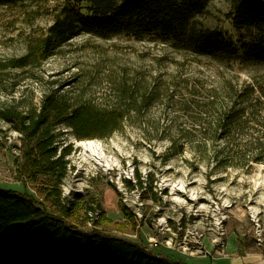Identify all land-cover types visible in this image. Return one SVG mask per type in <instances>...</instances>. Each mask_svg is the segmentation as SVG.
<instances>
[{
	"label": "rangeland",
	"instance_id": "rangeland-1",
	"mask_svg": "<svg viewBox=\"0 0 264 264\" xmlns=\"http://www.w3.org/2000/svg\"><path fill=\"white\" fill-rule=\"evenodd\" d=\"M61 2L41 0L0 6V60L24 55L28 44L51 25ZM230 9L228 0H211L206 12L197 19L205 26L219 29L241 54L250 50L255 38L252 31L237 30L232 25L227 17ZM178 51L170 44L138 40L130 35L101 38L81 33L62 45L40 68L0 74V106L17 102L23 111L31 105L38 108L42 95L50 91L73 103L116 102L120 93L115 87L120 82L152 85L161 79L171 87L177 84L181 99L189 96L186 81L200 88H195L198 91L220 85L224 64ZM230 69L240 81L257 83L264 102V64L237 61ZM259 115L261 119L264 112ZM174 117L177 126L161 132ZM260 121L250 120L248 132L264 131ZM189 126L186 112L172 104L166 93L144 109L141 116L131 112L121 128L105 138L78 139L70 127L55 126L53 131L59 134L60 141L58 153L69 148L66 173L59 183L61 199L73 203L72 215L65 218L66 222L83 231L97 230L143 246L147 245L145 233L153 234L158 227L165 226L168 231L158 234L162 243L151 251L174 263L205 260L223 264L225 258L221 257L232 253L229 248L225 250L228 233L236 234V253L256 252L264 257V164H253L248 171L217 169L209 180L210 166L186 142L181 153L170 154L163 161L169 150V137L176 136L178 128L184 131ZM77 140L98 143L103 163L107 160L109 164L99 167L85 159ZM27 148L20 133L11 124L0 121V187L27 193L55 213L43 196L44 185L51 180L42 174L29 176ZM138 174L143 188L139 186ZM119 202L131 211L138 207L144 219H126ZM92 205L100 206L98 210L104 214L87 222L86 211ZM220 226L224 228L223 234L219 233ZM199 235L204 254L178 246L186 237L190 247H198L194 240ZM169 236L175 240L171 248L163 243Z\"/></svg>",
	"mask_w": 264,
	"mask_h": 264
},
{
	"label": "trees",
	"instance_id": "trees-1",
	"mask_svg": "<svg viewBox=\"0 0 264 264\" xmlns=\"http://www.w3.org/2000/svg\"><path fill=\"white\" fill-rule=\"evenodd\" d=\"M32 1L41 0H0V6ZM210 1L62 0L51 25L28 44L24 55L0 60V74L40 68L70 39L88 33L101 38L130 35L138 40L150 39L170 44L183 55L225 65L218 87L198 91L186 81L189 96L183 99L178 97L177 84L171 87L156 79L152 85L118 83L116 102L73 103L50 91L42 95L38 108L31 105L23 111L17 102L1 105L0 121L11 124L28 145L25 156L29 176L42 174L51 180L44 185L43 196L55 213L27 193L0 187V264H184L159 257L139 243L97 230L83 231L66 222L73 203L61 199L59 183L66 173L69 148L58 153L59 134L53 131L57 125L70 127L78 139L105 138L119 130L131 112L141 116L166 93L172 104L186 112L190 126L184 131L178 128L176 136L169 137L163 161L170 154L181 153L186 142L210 166L209 180L217 169L248 171L253 164H264V131L248 132L250 120H261L264 125V116L260 119L259 115L264 112L260 89L254 81H240L230 69L237 61L264 64V0H228L231 9L227 17L232 25L237 30L252 31L255 38L250 50L241 54L219 29L197 19ZM173 126H177L175 117L161 132ZM119 207L126 219L133 217L124 203L119 202ZM98 209L100 206H90L87 222L88 213ZM103 214L100 211L96 220Z\"/></svg>",
	"mask_w": 264,
	"mask_h": 264
},
{
	"label": "built area",
	"instance_id": "built-area-1",
	"mask_svg": "<svg viewBox=\"0 0 264 264\" xmlns=\"http://www.w3.org/2000/svg\"><path fill=\"white\" fill-rule=\"evenodd\" d=\"M132 212H133V218L135 219V221H142L144 219L142 211H140V209L138 207L135 209V211H132ZM99 214H100L99 210L94 211V212L90 211L88 213V215L90 217V221L96 220L98 218ZM158 225H161V223L158 222ZM168 229L165 226L158 227L157 230L154 231L153 234H150L147 236V245H145L144 247L150 251L154 247H158L159 244L162 243L161 241L158 240V234L159 233L163 234V233H165V231H168ZM219 230H220V232H219L220 234L224 233L223 226H220ZM201 238L202 237L199 235L197 237V240L196 239L194 240L195 243L199 245L198 247H190L189 241L186 239V237L181 242H178V246L183 248L184 250L191 251V253L195 252V253L204 254L206 252V250L202 248V239ZM174 241L175 240H174L173 236H169V237H166L163 239L164 245L166 247H170V248L173 247ZM258 241L260 244V242H261V234L260 233L258 234Z\"/></svg>",
	"mask_w": 264,
	"mask_h": 264
},
{
	"label": "crops",
	"instance_id": "crops-1",
	"mask_svg": "<svg viewBox=\"0 0 264 264\" xmlns=\"http://www.w3.org/2000/svg\"><path fill=\"white\" fill-rule=\"evenodd\" d=\"M148 235H150V233H145L146 239ZM226 237L228 240L225 244L226 245L225 250H228L229 248L232 251V253L227 254V256L222 255L223 257L221 258H225L223 264H264V257H262V255L257 254L256 252L253 253L243 252L242 254L239 252L238 253L235 252V250H237V241H236L235 233H230V234L228 233ZM186 262L187 264H210L209 261H205V260H197V261L187 260Z\"/></svg>",
	"mask_w": 264,
	"mask_h": 264
},
{
	"label": "bare ground",
	"instance_id": "bare-ground-1",
	"mask_svg": "<svg viewBox=\"0 0 264 264\" xmlns=\"http://www.w3.org/2000/svg\"><path fill=\"white\" fill-rule=\"evenodd\" d=\"M76 144L82 148L85 159L94 161V164L99 167L109 164L107 160H104L103 163V152L98 143L91 140H77Z\"/></svg>",
	"mask_w": 264,
	"mask_h": 264
}]
</instances>
